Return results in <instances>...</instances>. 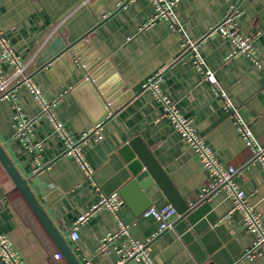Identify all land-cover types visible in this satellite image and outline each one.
Here are the masks:
<instances>
[{
  "label": "crops",
  "instance_id": "0c3cea01",
  "mask_svg": "<svg viewBox=\"0 0 264 264\" xmlns=\"http://www.w3.org/2000/svg\"><path fill=\"white\" fill-rule=\"evenodd\" d=\"M124 1L0 0V29L71 141L94 127L93 114L98 112L84 90L76 91L77 86L97 70L101 75L109 73L105 83L112 100L107 116L99 121L101 139H88L81 148L92 170L90 179L66 154L65 139L41 114L26 85L17 86L12 100H0L1 147L80 264H112L118 259L114 246L125 238L114 241L107 255L97 253L101 240L118 230V221L129 227L130 239L150 240L154 264H264V255L253 261L244 258L254 234L243 229L238 212H230V196L218 190L200 197L211 183L208 172L145 88L160 73L161 91L191 120L218 162L235 169L234 181L264 228L263 164L254 158L215 93H226L238 117L264 147V0H170L176 2L180 33L164 20L150 24L154 9L148 1L129 0L121 7ZM232 7L239 11L238 33L253 37L252 57L233 55L229 39L210 34ZM57 37L68 45L83 40L67 51L63 62L42 68L40 58ZM183 40L197 44L215 76L214 85L194 65ZM82 57H91L86 66L92 69L80 65ZM0 67L5 75L13 69L6 63ZM15 104L31 120L33 149L16 137ZM134 140L149 150L183 201L180 213L154 183L138 198L133 190L125 197L119 195L132 179L127 155ZM110 195L120 199L116 214L97 211L78 226V238L71 239L77 216L101 196ZM167 205L175 209L176 220L170 230L157 234L158 222L145 212ZM0 233L24 264H69L1 164ZM57 253L60 259L55 258Z\"/></svg>",
  "mask_w": 264,
  "mask_h": 264
},
{
  "label": "built area",
  "instance_id": "2783aa9c",
  "mask_svg": "<svg viewBox=\"0 0 264 264\" xmlns=\"http://www.w3.org/2000/svg\"><path fill=\"white\" fill-rule=\"evenodd\" d=\"M88 1V0H85ZM125 0L121 7L124 6ZM154 9V14L150 20V24L157 20H164L168 22L171 29L180 33V26L177 22L174 8L175 1L170 0H146ZM239 11L237 7H232L229 10L227 16L213 28L210 34L215 33L224 38L229 39L234 45L233 55L245 54L252 57L254 54L253 37L242 36L235 28V19L238 16ZM183 48L187 51L199 71L204 75V79L211 85L216 82L215 76L211 70H209L198 51L197 44L189 40H183ZM6 63L11 68V72L8 75L3 74L0 67V100H12L14 97V91L17 86L26 85L30 93L38 101L41 107V114H46L54 125L56 132L65 139L67 144L66 154L70 155L79 169L82 171L85 178L90 179L92 170L89 165L84 161L81 148L88 139H94L98 141L101 139L99 133L100 124L97 123L88 132L84 133L78 141H71L66 132L51 113L50 106L43 100L41 92L30 81L29 75L26 73V66L20 62L18 57L14 54L10 44L4 36L3 31L0 29V64ZM88 78V77H87ZM161 76L157 73L151 77L146 85L153 98L157 100L162 109V117L170 122L175 132L186 142V144L193 150L195 156L199 160L202 167L208 172L211 183L207 188L202 190L200 197L203 198L205 194L212 193L218 190L225 191L232 200V208L230 212H238L241 216V222L243 229L254 234V241L251 248L246 252L244 258L248 260H255L256 258L264 255V228L261 223V217L255 213L252 206L248 202L247 195L241 190L234 181L235 169L232 166H223L218 162L214 153L206 146L203 140L196 134V131L189 118L180 114L176 105L165 95L160 89ZM217 97L221 100L222 106L225 110L230 112L233 116L236 126L241 133L246 145L250 148L255 159L263 164L264 168V147L260 146L251 130L238 117L236 110L224 91H215ZM15 113L13 116L14 126L16 130V137L25 140V143L31 148L34 145L30 143L29 128L31 126V120L24 118L19 106L14 105ZM120 204V199L117 195L101 196L98 201L93 204L87 211L79 214L73 224L70 232V237L73 240L78 238L77 229L78 226L84 223L91 215L101 209H107L114 214L117 212V208ZM145 216L152 217L158 222V233L166 230H170L173 227L176 220L175 209L167 205L163 208L156 209L154 207L149 208L145 212ZM129 227L122 222L118 221V230L113 234H107L100 242L97 253L101 256H105L109 253V246L119 238H125L119 245L114 246V250L118 255V259L112 264H154L149 256V242L147 240L144 243L137 242L130 239ZM55 258L60 259L61 254H55ZM0 262L2 264H24L13 250L11 242L6 236L0 233Z\"/></svg>",
  "mask_w": 264,
  "mask_h": 264
},
{
  "label": "water",
  "instance_id": "95a60500",
  "mask_svg": "<svg viewBox=\"0 0 264 264\" xmlns=\"http://www.w3.org/2000/svg\"><path fill=\"white\" fill-rule=\"evenodd\" d=\"M82 40L83 38L68 45L60 37L55 38L54 42L41 56L39 65L43 68L48 65L53 66L56 61L63 62L66 58L67 51L73 50ZM89 58L91 57H82V59L79 60V63L84 66L85 69L87 68L90 70L93 66H86L89 62ZM100 72L101 71L97 70L94 72L93 76L89 78L86 77L85 80L76 88V91H85V94L89 99L88 102L90 101L94 106V109L98 111H96L97 116L93 114L94 124L99 123V121L107 116L109 112L108 105L112 103V100L107 98V84L105 83V77L109 73L101 75ZM129 147H131L132 153L127 155V159L129 160V168L131 170L132 179L123 187L119 195L125 197L133 190V196L138 198L141 196L144 189L154 183L167 196L170 203L176 207L180 213V211H182L181 207L184 205L183 201L178 196L176 190L172 187L161 168L157 165L149 150L136 140L130 142ZM7 155L8 154L5 153L0 145V164L9 176L15 189L20 192L38 221L42 224L44 230L55 243L67 262L69 264H80L71 253V250L66 244L63 236L57 231L56 227L43 210V207L39 204L37 198L32 192V189H30L27 184V181L19 174L17 169H15V166Z\"/></svg>",
  "mask_w": 264,
  "mask_h": 264
}]
</instances>
